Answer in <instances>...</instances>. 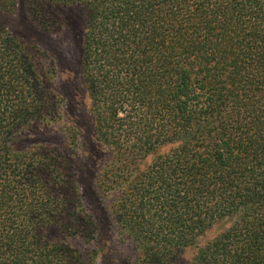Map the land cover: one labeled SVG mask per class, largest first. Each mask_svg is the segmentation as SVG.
<instances>
[{
	"label": "trees",
	"instance_id": "obj_1",
	"mask_svg": "<svg viewBox=\"0 0 264 264\" xmlns=\"http://www.w3.org/2000/svg\"><path fill=\"white\" fill-rule=\"evenodd\" d=\"M26 2L42 20L84 10L81 78L112 153L96 186L112 193L131 264H173L190 247L188 264H264V0ZM14 4L0 0V13ZM55 75L43 50L0 27V264H88L46 231L99 233L69 153L14 149L30 125L61 118Z\"/></svg>",
	"mask_w": 264,
	"mask_h": 264
},
{
	"label": "rangeland",
	"instance_id": "obj_2",
	"mask_svg": "<svg viewBox=\"0 0 264 264\" xmlns=\"http://www.w3.org/2000/svg\"><path fill=\"white\" fill-rule=\"evenodd\" d=\"M46 15V20H42L26 0H15L12 11L0 13V27L24 43L43 50L47 62L56 66L53 88L65 101L61 118L30 125L16 136L14 149L24 151L40 146L69 153L76 167L83 205L89 214L99 219L95 241L85 243L57 226L47 229L48 240L67 244L80 252L88 264H131L132 243L119 234L108 210L112 193H105L96 186V177L111 160L112 153L96 140L87 91L81 78L84 10L78 5L53 7ZM69 129L73 130L75 144L67 147ZM206 236L198 240L197 245L211 234ZM194 252L195 247L178 252L173 264H188Z\"/></svg>",
	"mask_w": 264,
	"mask_h": 264
}]
</instances>
